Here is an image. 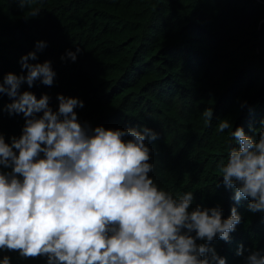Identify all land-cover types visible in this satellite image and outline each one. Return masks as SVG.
<instances>
[{
    "label": "trees",
    "instance_id": "obj_1",
    "mask_svg": "<svg viewBox=\"0 0 264 264\" xmlns=\"http://www.w3.org/2000/svg\"><path fill=\"white\" fill-rule=\"evenodd\" d=\"M37 42L46 47L37 50ZM77 48L73 62L67 53ZM34 51L29 63L50 61L54 83H24L20 92L47 95L53 111L58 95L77 98L84 105L75 109L78 121L91 128L154 131L158 138L145 144L159 189L174 197L191 191L189 211L218 206L226 219L236 207L241 216L228 242L217 237L208 246L226 264L264 256V213L250 212L248 200L237 204L218 171L235 128L255 139L264 131V0H33L23 8L0 0V81L25 75L21 57ZM10 103L0 94V134L8 144L25 125L23 113H9ZM224 119L232 128L221 133ZM4 256L10 264H47V257L18 251L0 250Z\"/></svg>",
    "mask_w": 264,
    "mask_h": 264
},
{
    "label": "clouds",
    "instance_id": "obj_2",
    "mask_svg": "<svg viewBox=\"0 0 264 264\" xmlns=\"http://www.w3.org/2000/svg\"><path fill=\"white\" fill-rule=\"evenodd\" d=\"M17 2L23 8L33 0ZM39 12L34 8L31 16ZM45 47L37 42V50ZM79 52L67 57L74 62ZM36 59L35 51L21 57L26 74L0 81V94L12 99L9 113L25 117L11 144L0 134V169H10L0 170V250L47 257V264H226L208 244L230 240L241 222L237 208L226 219L218 206L189 211L191 191L174 197L159 189L149 177L154 166L145 141L158 138L151 129L91 128L78 121L75 109L84 105L77 98L58 95L53 111L47 95L20 92L24 83H54L51 62L29 63ZM212 116V108L203 111L205 123ZM231 128L227 119L218 124L221 133ZM230 135L235 144L218 164L223 186L234 190L237 204L248 200L250 212L264 213V131L258 139L242 127ZM247 260L264 264L256 252ZM0 264H10V257Z\"/></svg>",
    "mask_w": 264,
    "mask_h": 264
}]
</instances>
